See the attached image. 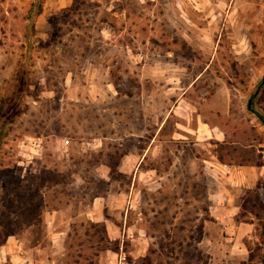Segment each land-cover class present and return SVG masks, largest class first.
<instances>
[{
    "label": "rangeland",
    "instance_id": "rangeland-1",
    "mask_svg": "<svg viewBox=\"0 0 264 264\" xmlns=\"http://www.w3.org/2000/svg\"><path fill=\"white\" fill-rule=\"evenodd\" d=\"M37 1L0 0V264H83L107 221L122 264H264V0Z\"/></svg>",
    "mask_w": 264,
    "mask_h": 264
},
{
    "label": "trees",
    "instance_id": "trees-1",
    "mask_svg": "<svg viewBox=\"0 0 264 264\" xmlns=\"http://www.w3.org/2000/svg\"><path fill=\"white\" fill-rule=\"evenodd\" d=\"M46 0H38L36 4L32 5L33 9H37L38 14L40 15L42 13V6ZM81 0H74V4L72 9L77 8L80 4ZM32 9V10H33ZM55 25V24H54ZM21 88H18L15 92L13 97L11 98L10 101L5 102L4 105L0 107V150L3 148L5 141L7 137L9 136V133L12 129L13 122L15 121L16 117L19 116L21 110L24 107V102L21 103V105H18L15 109V105L18 103V99L21 95ZM258 106L259 109H262V112H264V78L262 81L258 84L257 90L253 94L252 98L248 102V109L252 112L253 107ZM257 114V116L260 118V120L264 124V113L263 114ZM258 166H262V164H258ZM99 194H94L93 196V201L97 198H100ZM250 200H253V198L246 197L243 199V205L242 208L244 210H247L248 208V203ZM92 201V202H93ZM257 207H264L263 203L260 201L258 197H256V203L253 204L252 206V212L254 211L253 209ZM264 209V208H263ZM260 225L262 226V230L264 231V222H260ZM95 226V225H94ZM105 226V225H104ZM106 234L100 235L99 240L100 243L103 245L101 246L100 250L95 254L94 257L89 258V260H85L86 262H82L83 264H98V260L101 257L103 253L106 251H113L116 253L120 252V241L115 240L112 241L108 235L106 227L104 228ZM259 238L261 240L260 244L257 243L254 247L252 245H248V251H249V261L248 263H253L254 261H257L258 259L264 262V234H260ZM100 247V246H99ZM94 258V259H93ZM97 261H96V260ZM145 261V260H143ZM149 263H151L150 259H147ZM245 264V263H244Z\"/></svg>",
    "mask_w": 264,
    "mask_h": 264
},
{
    "label": "crops",
    "instance_id": "crops-1",
    "mask_svg": "<svg viewBox=\"0 0 264 264\" xmlns=\"http://www.w3.org/2000/svg\"><path fill=\"white\" fill-rule=\"evenodd\" d=\"M191 1L196 3L199 0H191ZM197 129H198L197 131H200L202 128H197ZM203 129H202V132H205L204 137H205L206 140L216 137L215 132H212L211 130L209 132H207L205 129L204 130ZM198 140H199V138H198ZM225 201H227V202H225ZM219 206L216 207V210L217 211L218 210L222 211L223 207H224V209L226 208V210H224L223 212H224V214L228 213L227 214L228 216H226L228 218H230L229 215L232 216L233 214H235L234 211L238 210V207H236V208H233V206L231 207V202H230V199H228V198H226L224 200V202H222V201L219 202ZM217 219H220V218H217ZM97 220L101 221V220H104V218L100 219V216H98ZM106 223H107L106 229H107V232H108V235H109L110 239L112 241L119 240L121 236L119 235L120 232L118 231V227L115 225V223L114 222L108 223V221ZM243 227L244 226L241 225L242 229H244ZM8 244H9L8 247H7L8 253H14V252H12L10 250V249H12V246H13L12 243L8 242ZM123 252H124L123 251V247H120V252L119 253H116V252H113V251H106L105 253H103L101 255L100 261H99L98 264H122L123 263V254H124Z\"/></svg>",
    "mask_w": 264,
    "mask_h": 264
},
{
    "label": "built area",
    "instance_id": "built-area-1",
    "mask_svg": "<svg viewBox=\"0 0 264 264\" xmlns=\"http://www.w3.org/2000/svg\"><path fill=\"white\" fill-rule=\"evenodd\" d=\"M38 146H39V145H38ZM223 168H224V169H228V167H227V166H223Z\"/></svg>",
    "mask_w": 264,
    "mask_h": 264
}]
</instances>
